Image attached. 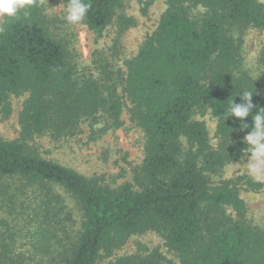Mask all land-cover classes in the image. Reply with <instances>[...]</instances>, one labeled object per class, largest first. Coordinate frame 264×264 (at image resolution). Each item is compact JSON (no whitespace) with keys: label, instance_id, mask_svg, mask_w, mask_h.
I'll return each instance as SVG.
<instances>
[{"label":"trees","instance_id":"trees-1","mask_svg":"<svg viewBox=\"0 0 264 264\" xmlns=\"http://www.w3.org/2000/svg\"><path fill=\"white\" fill-rule=\"evenodd\" d=\"M164 1L168 6L156 30L129 62L124 79L145 147L134 183L117 187L40 157L27 141L34 135H73L99 111L119 127L120 99L115 92L106 97L97 79L75 77L66 44L45 25L43 0H34L27 14L22 9L3 19L0 108L9 112L12 93L28 97L19 114L20 138L0 137V203L30 224L26 234L40 247L36 264H96L147 231L160 233L181 264H264V228L246 220L234 185H212L210 178L241 155L242 137L264 108V74L254 80L239 70L232 37L235 27L264 31V2ZM83 2L90 7L82 23L97 34L116 14L121 27L126 24L117 13L120 0ZM242 92L253 93L246 129L226 117L232 100L242 102ZM199 107L215 117L220 149L211 147L204 124L192 118ZM9 238L0 241V264H25L32 256L15 253L16 239ZM159 258L122 256L114 264H160Z\"/></svg>","mask_w":264,"mask_h":264},{"label":"rangeland","instance_id":"rangeland-1","mask_svg":"<svg viewBox=\"0 0 264 264\" xmlns=\"http://www.w3.org/2000/svg\"><path fill=\"white\" fill-rule=\"evenodd\" d=\"M43 1L45 25L51 35L66 44L68 59L75 68V77L78 80L87 77L97 79L106 97L115 92L122 104L121 124L114 127L111 118L99 111L82 120L73 135H34L27 144L40 157L97 179L102 185L117 187L125 182L134 183L133 177L144 158L145 134L132 120L129 111L131 102L124 92L123 84L129 62L143 41L156 30L160 16L168 5L164 0H120L117 13L121 12L127 20L122 26L123 30L116 14L99 35L84 23L68 24L65 20L67 3L62 0ZM196 14L201 13L196 11ZM3 19L0 17V26ZM232 37L239 47V70L254 80L260 79L264 74V31L235 27L232 28ZM27 97V92L12 93L8 98L9 112L5 113L0 108L1 138H20L19 114ZM192 118L204 124L211 147L220 149L222 138L217 133L216 119L211 110L199 107ZM249 151L250 147L246 145L236 160L211 175V184L218 186L229 182L234 185L243 201L246 220L252 226L264 228V179L255 180L249 175ZM57 192L66 196L63 190L57 189ZM6 206L5 202L0 203V241L2 238L10 241L9 237H14L17 247L15 253L23 252L32 256L25 264H36L40 247L37 241L34 242L32 234H26L30 224L21 220L20 216L17 218L15 212L8 213ZM227 212L234 214L231 208ZM152 253L160 257V264H181L176 252L155 231L132 235L120 249L98 259L96 264H114L122 256Z\"/></svg>","mask_w":264,"mask_h":264},{"label":"clouds","instance_id":"clouds-1","mask_svg":"<svg viewBox=\"0 0 264 264\" xmlns=\"http://www.w3.org/2000/svg\"><path fill=\"white\" fill-rule=\"evenodd\" d=\"M34 0H0V17H16L24 9L27 10L33 5ZM90 5L83 0H69L66 6L65 20L70 25L81 24L88 13ZM241 103L233 100L228 106L226 117L237 118L243 128L249 125L244 123L245 118L251 114L254 105L251 103L252 92H242ZM225 117V118H226ZM244 142L250 147L248 159V173L255 180L264 179V108H260L253 116V126L250 132L244 137Z\"/></svg>","mask_w":264,"mask_h":264}]
</instances>
